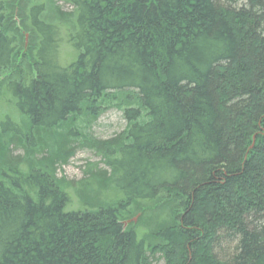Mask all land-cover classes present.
I'll return each mask as SVG.
<instances>
[{"label":"trees","instance_id":"trees-1","mask_svg":"<svg viewBox=\"0 0 264 264\" xmlns=\"http://www.w3.org/2000/svg\"><path fill=\"white\" fill-rule=\"evenodd\" d=\"M56 2L0 0V100L26 123H0V264H264V0ZM103 104L127 122L85 137L108 170L58 178Z\"/></svg>","mask_w":264,"mask_h":264},{"label":"rangeland","instance_id":"rangeland-1","mask_svg":"<svg viewBox=\"0 0 264 264\" xmlns=\"http://www.w3.org/2000/svg\"><path fill=\"white\" fill-rule=\"evenodd\" d=\"M228 1V0H224ZM239 6H241L246 0H233ZM56 5L61 8L64 13H73L75 8L70 0H57ZM74 59V53L71 47L67 44L62 45L60 49V61L63 65L71 62ZM11 97V96H10ZM12 101V100H11ZM104 106V107H103ZM101 111L98 113L97 118L89 117L86 115L77 116L74 122V131H78L80 134L71 141V148H74L72 155L68 156L65 162H62L57 166L58 178H65L69 183H78L82 181L90 167L97 166L99 170H108L105 161H102L101 156L97 155L96 152L91 149L87 143H84L88 135L92 136L96 140L106 141L115 136L121 134L127 128V122L123 117L122 109L117 106H110L103 104ZM5 118H9L12 122H15L22 130H26V123L21 117L20 112L14 106V103L7 101L6 98L0 100V123ZM25 126V127H24ZM86 137V138H85ZM23 154V150L17 148L12 153V156ZM72 187V186H71ZM69 189L71 192L72 209H79V197L74 193L73 188ZM78 189L84 191L91 200L94 202L99 201L104 204L113 203L118 200L121 195L114 192L112 188L106 190L101 189V186L97 181H86ZM71 208H68V210ZM137 218L134 219V222ZM130 222L126 223V226ZM225 248V247H224ZM222 256V254H221ZM159 264H163L160 261Z\"/></svg>","mask_w":264,"mask_h":264},{"label":"bare ground","instance_id":"bare-ground-1","mask_svg":"<svg viewBox=\"0 0 264 264\" xmlns=\"http://www.w3.org/2000/svg\"><path fill=\"white\" fill-rule=\"evenodd\" d=\"M125 226H126V224H125Z\"/></svg>","mask_w":264,"mask_h":264}]
</instances>
